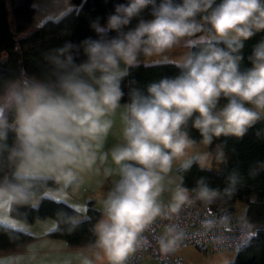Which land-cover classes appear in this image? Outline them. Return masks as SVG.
I'll list each match as a JSON object with an SVG mask.
<instances>
[{"label": "clouds", "instance_id": "obj_1", "mask_svg": "<svg viewBox=\"0 0 264 264\" xmlns=\"http://www.w3.org/2000/svg\"><path fill=\"white\" fill-rule=\"evenodd\" d=\"M149 5L153 18L140 20L134 29L124 32ZM201 13H207L201 17L204 23L196 20ZM204 24L211 26L208 34L215 43L177 65L183 68L180 76L151 84L148 96L134 92L127 105L123 117L126 144L111 153L121 179L105 201V218L95 229L97 245L110 264H125L136 251L140 233L161 215L157 198L163 191L162 174L169 173L173 161L192 148L194 141L182 127L195 113L199 115L194 127L203 143L210 144L214 136L242 137L264 112V42L255 48L253 67L246 72L239 70L242 57L234 55L243 47L241 39L264 31V0H221L219 4L216 0H183L182 4L163 0L159 5L156 0H130L116 6L107 28L93 25L102 38L85 42L86 62L75 64L68 55V67L55 86L13 83L0 97L16 110L20 144L12 152L18 159L16 180L35 179L58 169L70 180L72 171L63 169L81 161L89 167L95 162L93 142L107 136L113 122L106 117L121 107L120 81L127 75L121 64L136 65L141 52L146 57L160 55L183 38L203 32ZM111 31L118 35L103 39ZM221 42L228 50L216 46ZM71 47L61 49V54ZM222 98L227 103L218 107ZM3 111L0 108V115ZM13 192L15 195L0 187V201L25 199L20 187L13 186ZM186 193L184 188L175 192L173 211L187 200ZM215 195L207 187L200 192L202 199ZM0 210L6 211L2 204ZM175 243V238L161 240L164 251Z\"/></svg>", "mask_w": 264, "mask_h": 264}, {"label": "trees", "instance_id": "obj_2", "mask_svg": "<svg viewBox=\"0 0 264 264\" xmlns=\"http://www.w3.org/2000/svg\"><path fill=\"white\" fill-rule=\"evenodd\" d=\"M72 1L77 6L76 10L57 21L49 20L38 29L27 33L35 14L34 0H0V97L8 92L13 83L23 85V82L27 81L30 84L55 86L60 75L68 67V55H72L75 64L84 63L87 61L85 42L102 38L93 25L107 28L108 18L115 14L116 6L130 3V0ZM162 2L163 0H156V5ZM172 2L182 4L183 0ZM220 2L221 0H216L217 4ZM152 8L153 6L149 5L138 17L133 18L123 31L134 29L140 20L152 19ZM206 14H198L196 20L203 21L201 17ZM210 27L204 24L205 30L200 33L208 34ZM117 35V32L111 31L103 39ZM261 42H264V31L255 32L251 38L239 41L243 47L234 55L242 57L238 62L242 73L253 67L251 58ZM210 43L215 41L193 47L191 54H198ZM68 45L72 47L61 54L60 50ZM216 46L228 50L226 43L221 42ZM145 57L141 52L138 60L142 61ZM182 72V67L170 62L137 63L128 67L127 75L120 81L124 93L121 103L130 105L132 95L137 91L141 96H148V87L151 84L159 83L165 78L174 79ZM226 103L222 98L218 107ZM2 104L5 108L0 122V187L15 195L13 186H18L25 197L23 200L17 198L11 202V216L26 223L53 219L57 222V229L49 234L51 238L65 240L72 249L90 247L97 237L95 229L101 216V212L92 202L89 203L85 216L63 202L48 198L41 199L35 207V198L46 189L56 188L57 182L43 178L16 180L14 173L18 159L12 155L13 150H19L20 147L15 131L16 110L14 106L0 101V105ZM198 115L195 113L182 127V131L187 132L194 144L203 142L200 131L194 127ZM209 149L213 154L217 151L223 154V170L217 172L204 168L195 160L179 169L180 188L187 189V200L207 210L218 207L236 210V205L243 203L246 207L244 215L257 230V236L247 247L238 251L229 264H264V112L242 137L231 134L214 136ZM204 187L216 195L210 200L202 199L200 192ZM33 239V236L25 232L0 224V255L23 251Z\"/></svg>", "mask_w": 264, "mask_h": 264}, {"label": "crops", "instance_id": "obj_3", "mask_svg": "<svg viewBox=\"0 0 264 264\" xmlns=\"http://www.w3.org/2000/svg\"><path fill=\"white\" fill-rule=\"evenodd\" d=\"M33 5L35 14L27 33L38 29L49 20L57 21L67 13L77 9L72 0H34ZM198 22L204 23L203 21ZM211 41L213 40L210 35L197 33L195 36L183 38L172 49L166 50L160 55H154V57H145L142 61L137 60V63L170 62L183 65L191 54L192 45L194 47L201 46L203 43ZM128 67L123 63L121 64V69L128 70ZM127 105V103H121V107L113 115L106 117V119L112 120V127L107 136L102 138L100 142H93L91 151L95 153L96 159L90 167L82 161L76 165L67 166L63 171H72L73 176L70 180L64 179L59 169L54 173H45L37 177L55 180L58 186L46 189L40 196L36 197L34 200L35 207L38 206L41 199L48 198L63 202L85 216L88 205L92 202L93 206L101 212L98 222L105 218V201L121 179L120 167L114 163L111 153L115 148L126 144L123 136L126 125L123 117L127 113ZM195 160H198L202 167L217 172H221L225 166L221 152L211 153L209 144L203 142L193 144L192 148L186 150L184 157L173 161L169 173L162 174L164 176L161 182L163 191L157 198L162 211L176 203L173 197L180 188L179 169ZM58 177L60 178L58 179ZM0 204H2L3 209H6V211L0 210L1 225L25 232L34 237L33 241L27 244L23 251L1 254L0 264H84L85 260L91 261V264H110L103 249L97 245L98 235L90 247L72 249L69 248L65 240L54 239L49 236L57 229L55 220L48 218L26 223L11 216V202L0 201ZM206 253L192 246L181 251L186 264H229L235 258L234 255L232 259L229 258L227 261L212 263L207 260L208 255ZM139 264L159 263L152 258H145Z\"/></svg>", "mask_w": 264, "mask_h": 264}, {"label": "built area", "instance_id": "obj_4", "mask_svg": "<svg viewBox=\"0 0 264 264\" xmlns=\"http://www.w3.org/2000/svg\"><path fill=\"white\" fill-rule=\"evenodd\" d=\"M257 236V230L245 215L229 207L207 210L186 200L176 211H162L148 224L137 239L136 251L125 264H139L152 258L159 264H186L181 251L190 246L204 251L238 252ZM176 239L175 245L164 251L161 240Z\"/></svg>", "mask_w": 264, "mask_h": 264}, {"label": "rangeland", "instance_id": "obj_5", "mask_svg": "<svg viewBox=\"0 0 264 264\" xmlns=\"http://www.w3.org/2000/svg\"><path fill=\"white\" fill-rule=\"evenodd\" d=\"M154 57V56H152ZM150 61V59H149ZM195 205L197 206H200L198 204L195 203ZM245 205L243 203H238L236 205V212L240 215H244L245 214ZM202 252H207L206 255H208V261L210 262H220V261H227L229 258L232 259V257L236 254L237 252L235 251H220V252H213V251H204V250H201ZM234 256V257H235ZM232 261V260H231Z\"/></svg>", "mask_w": 264, "mask_h": 264}, {"label": "water", "instance_id": "obj_6", "mask_svg": "<svg viewBox=\"0 0 264 264\" xmlns=\"http://www.w3.org/2000/svg\"><path fill=\"white\" fill-rule=\"evenodd\" d=\"M0 108H5V106L2 104V105H0ZM3 113H4V111H3ZM3 113H2V115H3ZM2 115H0V122H1V118H2Z\"/></svg>", "mask_w": 264, "mask_h": 264}]
</instances>
